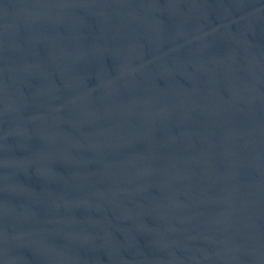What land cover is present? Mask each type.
I'll return each mask as SVG.
<instances>
[{
    "label": "water",
    "instance_id": "obj_1",
    "mask_svg": "<svg viewBox=\"0 0 264 264\" xmlns=\"http://www.w3.org/2000/svg\"><path fill=\"white\" fill-rule=\"evenodd\" d=\"M0 264H264V0H0Z\"/></svg>",
    "mask_w": 264,
    "mask_h": 264
}]
</instances>
